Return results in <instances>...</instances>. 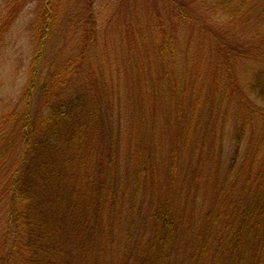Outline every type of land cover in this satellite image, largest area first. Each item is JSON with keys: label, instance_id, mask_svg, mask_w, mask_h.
<instances>
[{"label": "trees", "instance_id": "obj_1", "mask_svg": "<svg viewBox=\"0 0 264 264\" xmlns=\"http://www.w3.org/2000/svg\"><path fill=\"white\" fill-rule=\"evenodd\" d=\"M33 4L0 264H264V0Z\"/></svg>", "mask_w": 264, "mask_h": 264}, {"label": "rangeland", "instance_id": "obj_2", "mask_svg": "<svg viewBox=\"0 0 264 264\" xmlns=\"http://www.w3.org/2000/svg\"><path fill=\"white\" fill-rule=\"evenodd\" d=\"M35 17L34 4L27 6L0 49V112L7 111L20 96L26 69L34 55L27 34Z\"/></svg>", "mask_w": 264, "mask_h": 264}]
</instances>
